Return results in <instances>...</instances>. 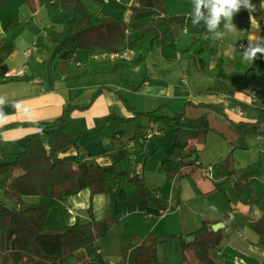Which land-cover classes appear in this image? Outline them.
<instances>
[{
    "label": "crops",
    "instance_id": "1",
    "mask_svg": "<svg viewBox=\"0 0 264 264\" xmlns=\"http://www.w3.org/2000/svg\"><path fill=\"white\" fill-rule=\"evenodd\" d=\"M55 1L59 0H1L0 46L10 41L15 43V51L7 59V66L9 71L22 69L24 65L25 68L23 74L18 76L19 80L0 84V99L3 100V104H0V128L18 122L53 121L71 105L75 108L72 113L74 123L71 130L75 137L80 138V144L61 149L58 153L60 158L71 160L79 155L88 163L115 164L119 171H125L130 175L141 174L140 156L133 140L136 133L135 122L127 123L121 130L108 128L107 119L113 114L127 118L134 116L133 111L129 110L120 98L123 96L131 106L141 112L164 107V113L169 116L183 113L187 118L196 119L207 114L212 129L206 133L207 144H203V141H195V145L202 153L200 157L194 159L200 160L201 165L203 162L215 165L225 159V154L231 150L233 153L243 149L260 148L261 150L264 147V134L241 135L233 126L234 122H260V130L264 132V82L260 79L251 81L242 79L245 66L241 44L246 47L247 37L255 35L250 32V19L246 10L242 9L233 18L237 30L226 32L222 39L214 43L219 54L223 56L226 72L237 77V89L233 98L231 97V102L242 106L243 114L239 115L223 107L224 94L204 93L214 83L212 77L202 73L195 62V70H192L191 61L179 58L180 51L188 49L205 27L203 22L199 25L192 24L193 1L169 0L164 12L153 10L154 0H109V2L90 0L89 6L96 12L97 17L116 16L115 12L123 14L119 17L133 28L128 33L127 42L135 39L136 29L146 25L154 17L171 23L174 38L167 45L157 47L144 64L140 63L139 53L133 62L130 56L117 61L93 62L89 54L82 52L83 54L78 53L83 62L82 66H77L71 58L64 56L60 60H55L54 66L49 62L55 45L49 40L45 29L54 20L73 18L71 10H63L50 17L45 5ZM112 1L109 8L107 5H102ZM252 3L256 5L255 19L261 25L257 34L264 36V7H261L264 5V0H252ZM118 6L138 7L144 10L135 12L130 8L120 10ZM105 9H108V15L104 14ZM13 22L16 25L7 29V26ZM32 47L36 48L26 55L25 51ZM206 56L211 59L209 64ZM217 57L205 54L202 59L206 68H213ZM102 63H110L118 68V71L74 77ZM69 65H76L77 70H72ZM255 76L264 78V58L260 59ZM202 83L203 87L200 88L199 85ZM253 92L255 97L252 95ZM96 93L98 94L94 97ZM217 107H221L223 113ZM38 129L32 125L4 128L0 132V152L12 155L20 151L18 140ZM175 138L176 133L170 137L174 145ZM160 142L161 139L156 149L146 143V152L151 155L149 161L164 149V144L160 145ZM214 149H218V152L213 159H209L207 154ZM168 154V157L165 152L163 155L158 154L160 156L157 163L148 164L146 171L143 172L155 193L168 201V209L165 212L148 206L146 199L136 191L127 194L121 189L118 193L92 194L90 189H84L77 194L55 201L48 215V224L59 229L88 222L92 217L97 220L117 218L118 225L114 226L107 235L115 230H118V237L121 233L154 231L160 240L159 256L161 248L165 252L163 239H173L178 242L182 236L193 235L203 222H212L213 225L222 222L224 215L231 213L238 230L223 240V247L218 251V254L223 256V264H260L264 260V245L258 244V234L248 225L251 219L259 216L257 209H250L245 205L250 215L247 220L238 219L237 213L242 212V206L232 204V207L229 205L225 208L223 198L216 189V182L221 179L214 171L212 176H207L203 165L198 167L187 159L181 169L182 175L177 174L172 179H166L165 182L153 181L151 172L156 168L154 165L158 164L160 167L169 157H173V153ZM179 154L180 152L175 154L174 158H180ZM2 160L0 156V164L4 163ZM261 165L264 168L263 162ZM236 166L237 169L250 172L252 181H255L252 170H247L244 165ZM231 186L235 195L233 181ZM1 187L3 188L1 193L5 197L4 187L0 184V189ZM2 194L0 201H3ZM229 195L231 198L230 192ZM234 201L231 198V203ZM141 221L146 222L147 226L141 225ZM99 251L103 255L100 246ZM166 262L171 264L169 261Z\"/></svg>",
    "mask_w": 264,
    "mask_h": 264
},
{
    "label": "trees",
    "instance_id": "2",
    "mask_svg": "<svg viewBox=\"0 0 264 264\" xmlns=\"http://www.w3.org/2000/svg\"><path fill=\"white\" fill-rule=\"evenodd\" d=\"M89 1L59 0L45 5L50 17L63 10L73 12L72 19L54 20L45 29L49 40L55 45L50 64L62 59L66 51L69 52V59L74 52L85 51L91 55L101 51L117 52L126 48L139 53L140 63L144 64L157 47L167 45L174 38L171 23L154 17L146 25L136 29L135 39L127 42L128 33L133 30L131 25L119 16L97 17L96 12L89 6ZM168 1L154 0L153 10L165 12ZM129 8L134 12L144 10L118 6L120 10ZM14 25V22L10 23L7 29ZM205 31L206 26L188 49L180 51L179 58L195 62L202 73L213 78L214 83L205 90V94H224L233 98L237 89V77L226 72L223 56L214 45L216 40L203 39ZM14 51L13 41L0 46V84L19 80L18 76L7 75L9 68L6 61ZM205 54L218 56L213 68H206L202 59ZM259 61L260 59L254 63L243 61L245 68L242 79H260L264 82V78L255 76ZM117 71L118 68L112 64L102 63L74 77ZM97 94H94V97ZM120 98L126 107L133 111L134 116L127 118L113 114L107 119L108 128L121 130L129 122L136 123L133 140L142 163L141 174L130 175L119 171L115 164L88 163L79 155L71 160L60 158L58 153L61 149L80 144V138L75 137L71 130L74 123L72 113L75 109L71 105L53 121L18 122L0 128V132L16 125H32L39 128L38 131L18 140L20 151L12 154L14 161L0 164V184L4 187L5 197L14 204L11 207L0 201V264H111L100 253L98 241L118 225L117 218L97 220L92 217L88 222L59 229L51 227L47 222L55 201L84 189H90L92 194L118 193L121 189L127 194L136 191L146 199L148 206L162 212L168 209V201L155 193L143 173L149 159L146 152V130L148 127L162 130L164 125L174 128L175 148L180 149V158L169 157L159 169L168 179H172L177 174L182 175L181 169L186 164L187 157L201 151L195 141L206 142V133L212 130L207 114L196 119L177 113L169 116L164 113V107L141 112L131 106L126 98ZM217 109L223 113L221 107ZM144 118H147L148 125L142 122ZM233 126L241 135L264 134L260 130V122H234ZM213 166L215 175L221 179L216 182V189L224 199L230 200L226 185L233 181L237 199L250 209H257L259 216L251 219L248 225L258 234V244L264 245V191H255L251 173L235 168L231 156ZM30 197H41L46 202L28 201L27 198ZM221 221L225 223V227L218 231L212 229V222H203L193 233V242L187 244L186 237H181V264H217L210 252L219 246L225 237L238 230L231 213L225 214ZM119 242L121 260L117 264H165L159 260V236L154 231L121 233ZM260 264H264V260Z\"/></svg>",
    "mask_w": 264,
    "mask_h": 264
},
{
    "label": "rangeland",
    "instance_id": "3",
    "mask_svg": "<svg viewBox=\"0 0 264 264\" xmlns=\"http://www.w3.org/2000/svg\"><path fill=\"white\" fill-rule=\"evenodd\" d=\"M112 3H113V1L110 2L109 4L104 3L102 5L103 6L107 5V7L109 8V6ZM98 4L100 5L101 3L98 2ZM103 12H104L105 15H108V9L103 10ZM114 14L116 16H121V17L123 16V14L120 13V12H115ZM129 51H130V58H131V60L133 62V60H135L138 55H137V53H134L130 49H129ZM82 52H85V51H82ZM89 58H90V56H89ZM206 58H207V61H208V64H209L211 59H210L209 56H206ZM49 64H50V62H49ZM55 64H56V62L53 63L54 66H55ZM190 64H191L190 65L191 69L193 70L195 68V63L193 61H191ZM69 66L71 67L72 70H74V71L77 70L76 65L75 66L74 65H72V66L69 65ZM24 68H25V65H24ZM199 86H200V88H202L203 87V83L201 85H199ZM254 110L257 111V109H254ZM178 114H183V113H178ZM142 122H144V124H146V125L149 124L147 118L142 119ZM135 125H136V123H135ZM162 127H164L162 129V135L161 136H157L156 139L147 140L148 141L147 144L150 147H154L156 149V148L159 147L158 141L161 139L162 142H160V145L163 143L164 144V149L162 151H160L158 154H160V155L162 154L163 155L164 152H165L166 156L167 155L169 156L168 153H170V154L173 153V157H175L174 155L179 153L180 149H176L175 145L172 144L173 141L170 140L171 135H175L174 128L169 126V125H164ZM207 139H206V142L208 141ZM261 141H263V139H261ZM206 142L203 143V144H207ZM226 144H228V143H226ZM231 148H233V147H231ZM259 149L260 148L253 149V150L243 149V150H240V151L237 150V151H235L233 153L231 152L232 151L231 150L229 153L225 154L226 155L225 158H227V156H231L232 159H234V161H235V164H234L235 166L236 165H240V166L244 165L245 167H247L246 168L247 170H252L254 172V175H255V179H254L255 181L253 182L254 189H255V191H259V192L261 191L262 192V191H264V168H262L261 164H262V162L264 164V147L261 148V150H259ZM217 152H218V149H214V150L211 151L210 154L208 153L207 156H209V159H213L215 157V155L217 154ZM8 153H10V152H8ZM201 153L202 152H197L194 155L187 157L186 159H187V161L192 162V164H194V162L196 160L194 158L200 157ZM160 155H158V157L155 156L151 161L148 160V163L146 165V169H147L148 164L152 165V163H154V164L157 163V159L159 158ZM0 156L2 157V159H3L2 161H4V162H12L15 159L13 155L5 154L4 152H0ZM150 156L151 155L148 154V158L149 159H150ZM260 156H261V159H262L261 162H260V160H261ZM247 164H248V166H246ZM202 165H203V168L207 170L209 168V166H210V163L203 162ZM141 166H142V163H141ZM154 166L156 168H154V171L151 172V177H152L153 181H157L158 182L159 180H161V182H165V180L168 179L166 174L162 173L159 170L160 167H158V164H157V166L156 165H154ZM144 171H146V170H144ZM226 189H227V191L230 192L232 200H235V201L233 203H231V198H230V200H226V199H224L221 196V198H223V201L221 199L220 200L224 203L225 208L228 207L229 205L232 207V204H240L242 206V212L241 213H237V218L238 219H242V220H244V219L247 220L249 215H250V213L248 211V208L246 209L245 204H243L240 201H238V199L234 195L233 188L231 186V182H229V184L226 185ZM2 191H3V188L1 187L0 195L2 194L1 193ZM4 196H5V194H4ZM0 198H1V196H0ZM2 198H3V201L7 203V205H9L11 207L14 206L12 201L8 200L6 197H3V194H2ZM27 200L28 201H33V202H39V201L46 202V200L44 198H41V197H30V198H27ZM141 222H142L141 225H143L144 227L147 226L146 222H144V221H141ZM0 232H1V225H0ZM225 238H228V237H225ZM223 240L221 241L219 246H217L214 250H212L210 252V255L213 257V259L215 260V262L217 264H223V256L218 254V251H220L222 249V247H223V243H222ZM163 242L165 243V252L163 251V248H161L160 255H159L160 256L159 258H161V259H159V260L161 262H164L165 264H168V262H166V261H169L171 264H181L182 256H183L182 255V240L180 239L177 242V241H175L173 239H167L166 238V239H163ZM98 243H99L98 245L103 249V256L111 264H117L121 260V249H120V242H119V237H118V230H115V231L111 232L109 235H107L103 239L101 238L98 241ZM159 243H160V240H159Z\"/></svg>",
    "mask_w": 264,
    "mask_h": 264
},
{
    "label": "clouds",
    "instance_id": "4",
    "mask_svg": "<svg viewBox=\"0 0 264 264\" xmlns=\"http://www.w3.org/2000/svg\"><path fill=\"white\" fill-rule=\"evenodd\" d=\"M242 9L248 12L250 32L255 34L247 37L248 45L246 47L241 44L243 61L254 63L257 59L264 58V36L257 34L261 25L255 19L256 5L252 3V0H193L192 24L199 25L203 22L206 26L203 39L219 40L224 37L226 32L237 30L233 18ZM0 104H3L2 99H0Z\"/></svg>",
    "mask_w": 264,
    "mask_h": 264
},
{
    "label": "built area",
    "instance_id": "5",
    "mask_svg": "<svg viewBox=\"0 0 264 264\" xmlns=\"http://www.w3.org/2000/svg\"><path fill=\"white\" fill-rule=\"evenodd\" d=\"M104 2H109V0H103ZM36 47H32L31 49L25 51V54L28 55L32 49H35ZM130 56V51L129 49H124L121 51H117V52H108V51H101V52H96L90 55V60L93 62H100V61H117V60H123V59H127ZM71 60L77 65V66H82L83 62L82 60L79 58V55L77 52H74L71 54ZM24 68L19 69V70H13V71H9L7 73V75L9 76H20L23 74ZM253 97H255V93H252ZM222 105L225 109L231 111V112H235L239 115L243 114V108L241 105L239 104H233L231 102V98L227 95L223 96V100H222ZM162 130L161 129H156V128H152V127H148L146 130V134L145 137L147 140L153 139L159 135H161ZM194 165L201 167V163L199 161H195ZM214 171V166L210 165L209 168L206 170L205 174L207 176H212Z\"/></svg>",
    "mask_w": 264,
    "mask_h": 264
},
{
    "label": "water",
    "instance_id": "6",
    "mask_svg": "<svg viewBox=\"0 0 264 264\" xmlns=\"http://www.w3.org/2000/svg\"><path fill=\"white\" fill-rule=\"evenodd\" d=\"M68 53H69L68 51H66L64 53V55H63L64 58H67ZM224 227H225V224L223 222H217V223L212 225V229L214 231H218V230H220V229H222ZM194 240H195V235H189V236L186 237V243L187 244L190 243V242H193Z\"/></svg>",
    "mask_w": 264,
    "mask_h": 264
}]
</instances>
